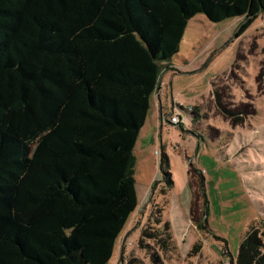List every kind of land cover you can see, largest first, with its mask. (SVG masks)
Segmentation results:
<instances>
[{
  "label": "trees",
  "instance_id": "16d2710c",
  "mask_svg": "<svg viewBox=\"0 0 264 264\" xmlns=\"http://www.w3.org/2000/svg\"><path fill=\"white\" fill-rule=\"evenodd\" d=\"M262 12L264 0H0V264H107L139 205L135 146L189 21L241 18V34ZM246 234L238 264H264V239Z\"/></svg>",
  "mask_w": 264,
  "mask_h": 264
},
{
  "label": "rangeland",
  "instance_id": "374dc122",
  "mask_svg": "<svg viewBox=\"0 0 264 264\" xmlns=\"http://www.w3.org/2000/svg\"><path fill=\"white\" fill-rule=\"evenodd\" d=\"M238 20L196 15L164 67L135 146L139 205L107 264H238L250 228L264 239V13L241 34Z\"/></svg>",
  "mask_w": 264,
  "mask_h": 264
},
{
  "label": "built area",
  "instance_id": "2783aa9c",
  "mask_svg": "<svg viewBox=\"0 0 264 264\" xmlns=\"http://www.w3.org/2000/svg\"><path fill=\"white\" fill-rule=\"evenodd\" d=\"M169 120L176 125H180L183 123L182 117L178 114H173L172 116H170Z\"/></svg>",
  "mask_w": 264,
  "mask_h": 264
},
{
  "label": "crops",
  "instance_id": "0c3cea01",
  "mask_svg": "<svg viewBox=\"0 0 264 264\" xmlns=\"http://www.w3.org/2000/svg\"><path fill=\"white\" fill-rule=\"evenodd\" d=\"M241 20V18H239V20L238 21H240ZM237 22V21H236ZM160 87H158L159 89L158 90H160V92L162 93V90H163V82L161 83L160 82V85H159ZM155 95H156V93H155ZM155 95H153V97H155ZM160 95V94H159ZM159 95H157V97L155 98L158 102H159V105H160V109H161V99H160V97H159ZM162 96V95H161ZM151 108H152V106H151Z\"/></svg>",
  "mask_w": 264,
  "mask_h": 264
}]
</instances>
